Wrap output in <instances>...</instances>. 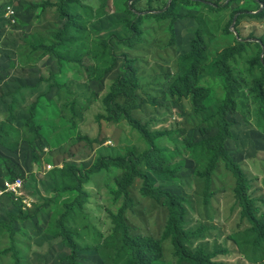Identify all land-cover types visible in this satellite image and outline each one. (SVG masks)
<instances>
[{
	"label": "rangeland",
	"instance_id": "rangeland-1",
	"mask_svg": "<svg viewBox=\"0 0 264 264\" xmlns=\"http://www.w3.org/2000/svg\"><path fill=\"white\" fill-rule=\"evenodd\" d=\"M60 1L0 0V123L9 118L13 105L16 118L10 126L19 135L36 102V121L42 125L44 137L35 144L38 161L33 160L27 142L16 150L7 141L8 146H0L2 153L23 167L24 196L32 201L30 209H23L9 198L0 199V221L14 230L21 261L69 264L70 249L57 227L65 205L76 195L65 173L68 166L89 168L99 155H120V149L127 147L137 152L147 148L143 136L126 121L100 126L96 120L97 114L104 113L103 98L110 82L122 67L121 56L127 54L136 61L141 83L137 99L143 107L133 115L149 129L165 134L157 144L165 148L170 165L181 166L174 177L151 173L152 184L189 200L187 226L204 222L211 227L194 246L228 248L220 256L226 264H264V243H256L251 224L241 216L232 173L219 165L212 178L213 195L204 203L203 181L196 176L204 160L191 153L184 141L188 136L198 139L202 125L213 128V118L224 100V82L214 62L236 39L244 40L245 51L230 61L241 80V90L238 108L230 117L233 137L228 148L247 173L252 193L264 201V101L253 92L255 79L263 74L257 61L264 59V48L259 47L264 42L262 1L201 0L209 4L205 5L178 0L174 16L182 17L160 21L146 15L166 10L173 0H155L153 9L145 0H67L66 9L75 18L69 24L59 10ZM8 5L13 6L14 16L7 15ZM223 5L227 8L221 10ZM128 8L134 15L127 13ZM235 12L238 16L233 19ZM137 18L143 42L129 49L120 44L131 36L124 21ZM196 18L203 21L209 40L201 85L211 95L204 112H196L190 102L175 107L166 91L167 80L177 73L179 57L190 50L198 27ZM52 44L56 47L49 52L47 47ZM181 130L185 133H179ZM99 132L107 138L103 145L86 141L94 140ZM121 174L111 168L93 175L84 185L88 195L83 209L68 213L67 225L76 232L80 246L79 264H120L124 258L110 219V212L116 214L124 201L113 194L114 179ZM141 187L142 181L136 179L129 189L133 200L126 213L130 233L161 239L167 210L161 202L143 197ZM10 247L9 231L0 227V264H14ZM163 248V260L156 264H187L174 256L170 240L163 241Z\"/></svg>",
	"mask_w": 264,
	"mask_h": 264
},
{
	"label": "trees",
	"instance_id": "trees-1",
	"mask_svg": "<svg viewBox=\"0 0 264 264\" xmlns=\"http://www.w3.org/2000/svg\"><path fill=\"white\" fill-rule=\"evenodd\" d=\"M142 0H135L138 3ZM146 4L153 9L155 0H145ZM190 4H205L201 0H185ZM256 2L258 0H252ZM264 4V0H261ZM178 0H173L171 5L164 10L162 8L158 14H148L147 18L166 20L170 18H181L179 14L174 16ZM53 3H49L52 5ZM67 0L59 2L61 14L66 16L65 24L74 23L75 18L68 9H66ZM227 6H220V9H226ZM129 15H134L129 8ZM264 10L260 13L263 16ZM238 13L232 14L233 19L237 18ZM198 27L194 38L190 43V50L181 55L177 61V73L167 80V97L172 100L175 107H182V102H190L196 112H204L205 101L211 95L209 88L201 85L202 75L205 73L208 62L209 40L208 32L202 24L200 18H196ZM130 30L131 36L122 39L120 44L129 49L136 47L143 42L142 30L140 28V19L124 21ZM65 28L60 32V38L64 35ZM58 36V35H57ZM54 44L47 47L49 52L54 51ZM261 50L264 48V42L259 43ZM263 47V48H262ZM246 48L242 39H236L234 45L222 50L216 57L214 68L218 77L224 82V100L218 107L215 116L213 128L202 125L199 129L200 137L188 136L184 138L185 143L191 153L204 160V163L197 171V177L203 181V200L208 203L212 197V178L220 164L231 172L236 180L235 197L238 206L241 208V216L251 224V231L256 234V243H264V201H261L252 193L251 181L242 165L232 156L228 148L229 140L233 137V123L230 119L238 108V94L241 90V80L237 76L230 61L237 55H241ZM122 67L118 74L111 80L108 91L103 98L104 113L97 114L96 120L99 125L104 123L108 125L118 124L126 121L130 126L139 131L146 141L147 148L143 152H137L130 147L120 149V155H99L89 168H80L76 165H70L65 169L67 177L70 178L72 186L71 191L76 195L73 201L65 205V211L57 222L59 236L64 244L70 249L68 256L69 264H79L78 253L80 246L76 240V232L67 225V216L69 212L75 209H83L87 199V192L84 185L88 183L91 177L104 170L111 168L119 169L122 174L114 179L113 194L116 199L123 197V204L118 212L111 213L110 219L113 225L114 233L119 235L121 243V252L124 258L120 264H156L163 260L164 248L163 241L170 240L173 247L174 256L180 263L187 264H226L221 255L228 253V248L214 246L213 249L204 246H194L196 240L205 237L210 230V226L204 222H199L193 227L187 226V217L189 210V200L183 194L172 193L161 186L152 184L151 173L158 176H172L180 170V165H170L165 156V148L157 144V139L164 133L149 129L148 125L143 124L133 115L134 111L142 108V103L138 102L137 94L141 89L140 74L136 67V61L127 54H123ZM258 64L262 67L263 74L256 78L253 84V92L264 101V59L258 58ZM11 115L6 121L0 123V146H8L9 143L13 150L19 148L21 142L28 143L31 149L34 161L39 160L36 153L38 141L44 139L42 125L36 121L38 115V104L33 103L28 111V117L24 121L23 132L14 134L10 124L15 120L13 114L14 106L10 107ZM23 133V134H21ZM179 133H185L184 130ZM87 142L103 145L107 138L98 136L91 140L85 138ZM14 142V143H13ZM25 179L23 167L12 157L5 155L0 151V191L4 189L5 181H15L16 179ZM142 181L141 195L162 203L166 208L168 219L161 239H155L151 236L136 235L130 233V226L126 220V213L133 207V200L129 189L135 183V180ZM25 182V181H24ZM4 198H7L5 196ZM21 210V209H20ZM22 214V213H21ZM27 217V216H26ZM15 219V217H11ZM25 218V217H24ZM0 227L9 231L11 240L10 252L14 259V264H25L21 261L18 250L15 247V232L11 225L0 221Z\"/></svg>",
	"mask_w": 264,
	"mask_h": 264
},
{
	"label": "built area",
	"instance_id": "built-area-1",
	"mask_svg": "<svg viewBox=\"0 0 264 264\" xmlns=\"http://www.w3.org/2000/svg\"><path fill=\"white\" fill-rule=\"evenodd\" d=\"M13 14H15V10L13 6L8 5L7 15L14 16ZM47 167L48 169L52 168L51 165H48ZM23 189H24V181L22 179L18 178L13 182L7 181L5 183V189L0 192V196L4 194H11L13 195L16 201H19V200L21 201L24 209H30L32 205V201L29 198L24 196Z\"/></svg>",
	"mask_w": 264,
	"mask_h": 264
},
{
	"label": "clouds",
	"instance_id": "clouds-1",
	"mask_svg": "<svg viewBox=\"0 0 264 264\" xmlns=\"http://www.w3.org/2000/svg\"><path fill=\"white\" fill-rule=\"evenodd\" d=\"M8 7V6H7ZM7 181H5V183H6ZM9 182H13V181H9ZM25 183V182H24ZM24 186H25V184H24ZM4 189H5V184H4ZM3 189V190H4ZM3 190H1V191H3ZM0 191V192H1ZM23 192H24V189H23ZM5 196H7V198H9V199H11V200H13V201H15L14 203H19V204H21V206H22V208H23V205H22V203H21V201L19 200V201H16L15 199H14V197H13V195H11V194H4V195H2V196H0V199H3ZM24 209V208H23Z\"/></svg>",
	"mask_w": 264,
	"mask_h": 264
}]
</instances>
